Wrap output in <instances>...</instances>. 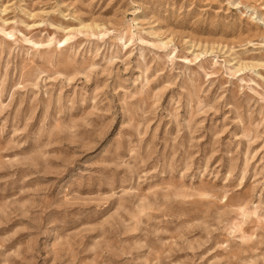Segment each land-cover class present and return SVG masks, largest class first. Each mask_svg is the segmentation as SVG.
<instances>
[{"label": "rangeland", "instance_id": "1", "mask_svg": "<svg viewBox=\"0 0 264 264\" xmlns=\"http://www.w3.org/2000/svg\"><path fill=\"white\" fill-rule=\"evenodd\" d=\"M0 264H264V0H0Z\"/></svg>", "mask_w": 264, "mask_h": 264}]
</instances>
